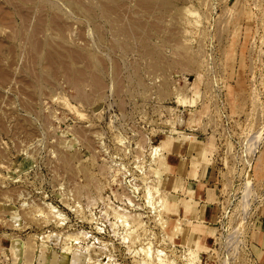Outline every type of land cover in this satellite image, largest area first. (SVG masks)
<instances>
[{"label": "rangeland", "instance_id": "rangeland-1", "mask_svg": "<svg viewBox=\"0 0 264 264\" xmlns=\"http://www.w3.org/2000/svg\"><path fill=\"white\" fill-rule=\"evenodd\" d=\"M263 123L264 0H0V264H255ZM184 142L207 221L175 207Z\"/></svg>", "mask_w": 264, "mask_h": 264}, {"label": "crops", "instance_id": "crops-1", "mask_svg": "<svg viewBox=\"0 0 264 264\" xmlns=\"http://www.w3.org/2000/svg\"><path fill=\"white\" fill-rule=\"evenodd\" d=\"M203 150V148L198 146V143L188 142L186 144L184 142L167 152L170 175L174 176L173 180H177L171 182V191L175 195L179 193L183 195L179 200L186 197L188 200H194L196 204H192V206L187 204V211L182 205L179 206V203L175 207L182 213L183 217L188 216L193 221L197 219L208 220L211 215L210 206L216 194V187L213 185L217 173L214 171L211 163H207V166L204 164L203 166L204 159L208 158L206 152ZM184 190L185 192H183ZM193 217L196 218L193 219ZM185 237L188 242L196 243L197 240L198 242H202L206 239L204 242L207 243L208 233H199L198 229H190ZM249 241L252 253L264 264V206L256 213L253 219Z\"/></svg>", "mask_w": 264, "mask_h": 264}, {"label": "bare ground", "instance_id": "bare-ground-1", "mask_svg": "<svg viewBox=\"0 0 264 264\" xmlns=\"http://www.w3.org/2000/svg\"><path fill=\"white\" fill-rule=\"evenodd\" d=\"M70 1V0H69ZM89 1V0H88ZM106 2H108V1H106ZM71 3V2H70ZM81 3H83V2H81ZM54 4V3H53ZM77 4V3H76ZM108 4V3H107ZM80 5V4H79ZM83 5H85V4H83ZM82 5V6H83ZM87 6V5H86ZM118 6V5H117ZM85 7V6H84ZM88 7H90L89 5H88ZM87 7V8H88ZM119 7V6H118ZM82 8V7H81ZM103 8V7H102ZM109 8H112V7H109ZM79 9H80V6H79ZM103 9H105V6H104V8ZM108 9V8H107ZM83 10V9H82ZM91 11H92V9H90ZM94 10V9H93ZM111 10V9H110ZM56 11V10H55ZM76 11V10H75ZM81 11V10H80ZM91 11H89V9H87V11H86V13H87V15H89V16H91ZM109 11V10H108ZM114 11V10H113ZM120 11V10H119ZM63 12V11H62ZM85 12V11H84ZM102 12V11H101ZM105 11H103V13H104ZM111 12V11H110ZM188 12H190V11H188ZM58 13V12H57ZM107 14H110L109 12L107 13ZM107 14H103V16L104 15H107ZM61 15V14H60ZM94 15V14H93ZM92 15V16H93ZM56 16V15H55ZM63 16V15H62ZM101 16H102V14H101ZM199 16V15H198ZM110 17V16H109ZM117 17V16H116ZM51 18V17H50ZM107 18H108V15H107ZM113 18V17H112ZM119 18V17H118ZM52 19V18H51ZM112 20V19H111ZM51 21V20H50ZM53 21V20H52ZM57 21V20H56ZM94 21V20H93ZM143 21V20H142ZM40 22H41V20H40ZM59 22V21H58ZM89 22H90V20H89ZM57 23V22H56ZM151 23H153V22H151ZM112 24V23H111ZM127 24V23H126ZM199 24V23H198ZM41 25V24H40ZM125 25V24H124ZM144 25V24H143ZM153 25V24H152ZM119 26V25H118ZM142 26V25H141ZM31 27V26H30ZM37 27V26H36ZM35 27V28H36ZM98 27V26H97ZM134 27V26H133ZM139 27V26H138ZM154 27V26H153ZM43 28V27H42ZM99 28V27H98ZM117 28V27H116ZM119 28H121V27H119ZM118 28V29H119ZM142 28V27H141ZM33 29V28H32ZM128 29V28H127ZM59 30V29H58ZM149 30V29H148ZM36 31V30H35ZM131 31V30H130ZM39 32V31H38ZM125 32V31H124ZM126 32H127V30H126ZM129 32V31H128ZM138 33V32H137ZM147 33V32H146ZM101 34V33H100ZM113 34V33H112ZM91 35V34H90ZM139 35V34H138ZM150 35V34H149ZM31 37V36H30ZM33 38V37H32ZM148 38V37H147ZM127 39V38H126ZM130 39V38H129ZM34 40V39H33ZM36 40V39H35ZM104 40V39H103ZM121 40V39H120ZM118 41V40H117ZM42 42V41H41ZM39 43V42H38ZM37 43V44H38ZM126 43V42H125ZM39 45V44H38ZM147 46V45H146ZM131 48V47H130ZM42 49V48H41ZM47 49V48H46ZM70 49V48H69ZM156 49V48H155ZM131 50H133V49H131ZM42 51V50H41ZM141 52V51H140ZM183 63V62H182ZM185 63V62H184ZM190 63V62H189ZM187 65V64H186ZM162 88V87H161ZM185 101H186V99H185ZM191 102H193V101H191ZM264 131V123L259 127V129L256 131V133H257V136L259 135V134H261L262 132ZM158 148H161L159 145L157 146ZM156 147V149H155V155H158L159 154V151H157L158 150V148ZM152 153H154V150L152 151ZM156 153H158V154H156ZM155 155H152L153 157L155 156ZM158 156H156V158H157ZM154 159V158H153ZM248 181L250 182L251 181V176H249L248 175ZM152 186V185H151ZM151 189H153V188H151ZM151 189L149 190V192H148V196H150V197H148V198H151L150 200L152 201L153 199V197H154V195H152L153 193H151ZM158 189V188H157ZM155 190H156V187H155ZM152 195V196H151ZM156 195V194H155ZM159 197H161V196H159ZM162 198V197H161ZM165 199V198H164ZM164 199H159L158 200V204L163 208V206L165 207V202L166 201H164ZM149 201V200H148ZM157 201V200H156ZM151 203V202H150ZM151 205H152V203H151ZM156 205V204H155ZM184 218V217H183ZM163 220V219H162ZM177 235H180L181 234V228L179 227V226H177ZM148 254L150 253V248L148 247L146 250H145ZM157 252H159V253H161V250H157ZM187 260L190 262V263H193V264H195V262L197 261H200L199 259L201 258L200 256H201V250H198V249H196V248H194L193 246L191 247V248H189V250H188V252H187ZM161 258V257H160ZM160 261H162V259L160 260ZM200 263V262H199Z\"/></svg>", "mask_w": 264, "mask_h": 264}, {"label": "built area", "instance_id": "built-area-1", "mask_svg": "<svg viewBox=\"0 0 264 264\" xmlns=\"http://www.w3.org/2000/svg\"><path fill=\"white\" fill-rule=\"evenodd\" d=\"M252 256H253V258H254L255 264H263V263H261V261L259 260L258 257H256V256L253 255V254H252Z\"/></svg>", "mask_w": 264, "mask_h": 264}]
</instances>
